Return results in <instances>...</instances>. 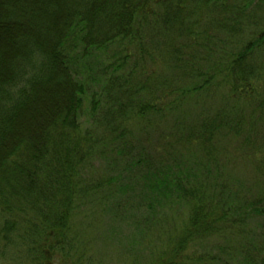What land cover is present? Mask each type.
<instances>
[{"label": "trees", "instance_id": "trees-1", "mask_svg": "<svg viewBox=\"0 0 264 264\" xmlns=\"http://www.w3.org/2000/svg\"><path fill=\"white\" fill-rule=\"evenodd\" d=\"M262 55L264 0H0V264L89 261L76 216L134 172L148 211L190 210L150 264H229L188 252L238 232V264H264V226L246 227L264 218ZM218 94L213 111L183 109ZM221 132L243 138L256 195L192 177Z\"/></svg>", "mask_w": 264, "mask_h": 264}, {"label": "rangeland", "instance_id": "rangeland-1", "mask_svg": "<svg viewBox=\"0 0 264 264\" xmlns=\"http://www.w3.org/2000/svg\"><path fill=\"white\" fill-rule=\"evenodd\" d=\"M158 41H165V37L158 35ZM156 43V44H155ZM150 43L149 46L153 45ZM158 51V49H157ZM211 61L218 60L220 53L209 56ZM188 56L185 57V59ZM218 58V59H217ZM264 56L260 57L263 60ZM208 58L202 61L205 64ZM198 63V62H197ZM213 62L208 63L211 65ZM181 81V87L185 86ZM223 104L221 96L209 97L194 96L190 97L184 104L183 109L189 115L200 111H213L216 107ZM249 105H247V109ZM251 110V108H249ZM183 111V110H182ZM264 130V124H260ZM243 138H235L234 135L220 134L214 141L211 149L212 156L207 157L199 154L201 161L207 168L196 169L197 173L193 178L201 176L218 175L225 182L242 190L243 195L252 197L258 193L256 180L252 176L250 163L243 160V154L240 155V143ZM256 141L253 140V144ZM249 145V144H248ZM246 146V145H245ZM194 153L185 157L192 158ZM213 170V174L210 173ZM112 171L110 173H114ZM219 178V179H220ZM140 172L132 174L123 173L121 180L114 187L118 192V187L123 190L117 196L109 198V206H88L89 210L84 209L80 212L78 219L81 220L73 224L71 231H76V247L85 246L89 261H82L83 264H150L158 254L168 248V242L173 240L179 234L180 228L185 224L189 217L190 210L185 204H166L170 199H164V204L156 205V209L148 211L146 204H143L142 188L140 185ZM253 185V186H251ZM119 189V191H120ZM264 218H249L246 227L262 229ZM247 235L241 232L230 235L226 240L224 237H208L206 240H197L196 245L189 249L192 256L211 255L217 259L222 257L229 259V264H238L241 261V251L243 249ZM255 240H257L255 238ZM173 245V244H172ZM237 247V255H229L228 248ZM225 248V249H224ZM224 249V251H223ZM155 255V256H154ZM55 264H64L61 255L57 254ZM227 259V260H228ZM74 264H78V259Z\"/></svg>", "mask_w": 264, "mask_h": 264}]
</instances>
